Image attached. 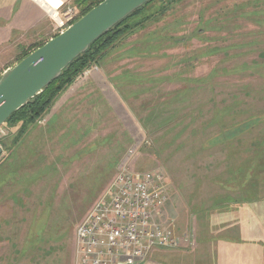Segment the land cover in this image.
I'll return each mask as SVG.
<instances>
[{
  "label": "rangeland",
  "instance_id": "obj_1",
  "mask_svg": "<svg viewBox=\"0 0 264 264\" xmlns=\"http://www.w3.org/2000/svg\"><path fill=\"white\" fill-rule=\"evenodd\" d=\"M141 21L33 123L0 128V264L68 260L79 224L123 167L163 174L161 220L182 241L193 239L189 199L225 160L248 159L249 184L264 180V0H154L130 23ZM121 54L149 57L131 63L134 82L117 88L123 104L105 126L63 145L39 134L79 78Z\"/></svg>",
  "mask_w": 264,
  "mask_h": 264
},
{
  "label": "crops",
  "instance_id": "obj_2",
  "mask_svg": "<svg viewBox=\"0 0 264 264\" xmlns=\"http://www.w3.org/2000/svg\"><path fill=\"white\" fill-rule=\"evenodd\" d=\"M68 6L78 9L77 0H0V77L26 53L57 36L49 10L62 11ZM148 57L110 55L101 67L91 68L57 100L39 134L44 131L51 142L62 145L84 142L86 136L93 135L89 128L85 132V126H105L123 104L117 88H129L134 82L131 63ZM223 157L228 159L229 154ZM226 161L224 170L213 171L216 175L210 185L200 184L199 192L189 199L194 217L193 231L187 233L193 235L194 246L153 250L144 264H264V180L249 184L248 159L243 162L237 157L236 166ZM218 165L221 163L211 165V170ZM202 192L205 198L198 197ZM179 208L176 203L168 207L171 215ZM3 239L5 243L9 238ZM75 249L76 235L70 258L48 264H75Z\"/></svg>",
  "mask_w": 264,
  "mask_h": 264
},
{
  "label": "built area",
  "instance_id": "obj_3",
  "mask_svg": "<svg viewBox=\"0 0 264 264\" xmlns=\"http://www.w3.org/2000/svg\"><path fill=\"white\" fill-rule=\"evenodd\" d=\"M49 14L57 35L79 18L73 6ZM165 184L159 171L130 172L123 167L76 230L75 264H144L154 249L189 247L192 238L182 241L175 226L161 220Z\"/></svg>",
  "mask_w": 264,
  "mask_h": 264
},
{
  "label": "water",
  "instance_id": "obj_4",
  "mask_svg": "<svg viewBox=\"0 0 264 264\" xmlns=\"http://www.w3.org/2000/svg\"><path fill=\"white\" fill-rule=\"evenodd\" d=\"M151 0H104L0 77V128L100 37ZM2 150L0 149V156Z\"/></svg>",
  "mask_w": 264,
  "mask_h": 264
},
{
  "label": "trees",
  "instance_id": "obj_5",
  "mask_svg": "<svg viewBox=\"0 0 264 264\" xmlns=\"http://www.w3.org/2000/svg\"><path fill=\"white\" fill-rule=\"evenodd\" d=\"M104 0H77V6L80 12V17L86 15L93 8L98 6ZM145 4L126 19L114 26L108 33L100 37L95 41L90 48L76 58L66 69L62 71V74L54 80L48 87H46L40 94L31 99L25 106L15 112L7 121L10 122L16 117H22L27 123H33L39 116L47 111L53 101L69 86L71 85L80 75H82L85 69L93 62L100 63L103 56L107 52L115 47L117 41L123 37H127L141 26V24H131L130 21L138 15L146 6L152 3ZM79 17V18H80ZM29 53H26L23 57H27ZM21 118V119H22Z\"/></svg>",
  "mask_w": 264,
  "mask_h": 264
},
{
  "label": "bare ground",
  "instance_id": "obj_6",
  "mask_svg": "<svg viewBox=\"0 0 264 264\" xmlns=\"http://www.w3.org/2000/svg\"><path fill=\"white\" fill-rule=\"evenodd\" d=\"M52 11V10H49V12Z\"/></svg>",
  "mask_w": 264,
  "mask_h": 264
}]
</instances>
